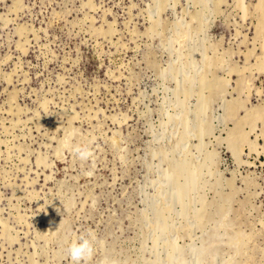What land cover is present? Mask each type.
Listing matches in <instances>:
<instances>
[{"label":"rangeland","instance_id":"1","mask_svg":"<svg viewBox=\"0 0 264 264\" xmlns=\"http://www.w3.org/2000/svg\"><path fill=\"white\" fill-rule=\"evenodd\" d=\"M263 2L0 0V264H264Z\"/></svg>","mask_w":264,"mask_h":264},{"label":"clouds","instance_id":"2","mask_svg":"<svg viewBox=\"0 0 264 264\" xmlns=\"http://www.w3.org/2000/svg\"><path fill=\"white\" fill-rule=\"evenodd\" d=\"M68 147L70 150L81 160H88L92 156L91 150L87 146L71 145ZM96 237L90 230L87 235H80L77 239H74L68 247V255L73 264H87L91 260L94 251Z\"/></svg>","mask_w":264,"mask_h":264},{"label":"bare ground","instance_id":"3","mask_svg":"<svg viewBox=\"0 0 264 264\" xmlns=\"http://www.w3.org/2000/svg\"><path fill=\"white\" fill-rule=\"evenodd\" d=\"M219 1H220V0H219ZM262 1H263V0H262ZM241 3H242V2H241ZM257 3H258V2H257ZM263 3H264V2H263ZM263 3H262V4H263ZM255 4H256V3H255ZM262 4L260 3V5L258 6V8H259V10L261 9V10L263 11L264 8H263V5H262ZM237 6H238V4H237ZM242 8H243V7H242ZM262 8H263V9H262ZM244 10H245V9H244ZM260 13H261V11H260ZM262 13H264V11H263ZM260 17H261V16H260ZM260 19H261V18H260ZM262 19H263V18H262ZM262 19H261V21H262ZM258 20H259V19H258ZM261 21L259 22V24H260V26H259V27H260V30H261V25H263V24H261V23H263V21H262V22H261ZM259 24H258V25H259ZM262 29H263V27H262ZM260 30H259V31H260ZM260 34H261V33H260ZM258 35H259V34H258ZM262 35H263V34H262ZM263 44H264V43H263ZM263 46H264V45H263ZM219 53H220V52H219ZM227 54H228V53H227ZM220 56H221V54H220ZM258 56H259V55H258ZM261 57H262V56H261ZM263 58H264V57H263ZM209 59H210V58H209ZM219 59H220V58H219ZM210 60H211V59H210ZM216 60H218V59H216ZM216 60H214V61H216ZM220 61H221V60H220ZM222 61H223V60H222ZM207 62H209V61H207ZM209 63H210V62H209ZM213 63H214V62H213ZM259 63H260L259 66L263 69V68H264V59H263L262 61H259ZM220 64H222V63H220ZM214 65H215V64H214ZM205 66H208V65H205ZM232 69H233V68H232ZM259 70H260V68H259ZM209 74H210V73H209ZM212 76H214V74H213ZM215 77H217V76H215ZM215 77L213 78L214 80H215ZM217 78H218V77H217ZM217 78H216V79H217ZM219 79H220V77H219ZM219 79H217L216 81L218 82ZM211 80H212V79H211ZM209 81H210V80H209ZM209 81H208V82H209ZM219 81H220V80H219ZM212 82H213V80H212ZM212 82H209V83L206 82V86H207V84H209L211 87H212V85H213L212 90H209L210 92H211V91L213 92L214 86L217 84V82H215L216 84H215V83H212ZM201 83H202V82H201ZM218 83H219V82H218ZM222 83H224V82H222ZM214 84H215V85H214ZM220 84H221V81H220ZM238 84H239V83H238ZM203 85H204V83H203ZM209 85H208L207 87H208L209 89H211V87H210ZM221 85L223 86V84H221ZM221 85H220V86H221ZM239 85H240V84H239ZM217 86L219 87L218 84L216 85V87H217ZM241 86H242V85H241ZM216 87H215V88H216ZM200 88H201V87H200ZM217 89H219V88H217ZM220 89H221V87H220ZM207 91H208V90H207ZM215 92H216V91H215ZM208 93H209V92H208ZM219 93H220V92H219ZM209 95H210V94H209ZM211 95H212V94H211ZM216 95H217V94H216ZM210 97H211V96H210ZM208 98H209V97H208ZM208 98H207V99H208ZM234 101H235V100H234ZM236 101H237V100H236ZM203 102H205V101H203ZM231 102H232V101H231ZM231 102H230V103H231ZM237 102H238V101H237ZM230 103H229V104H230ZM233 103H235V102H233ZM233 103H232V104H233ZM239 103H240V102H239ZM239 103H238V104H239ZM225 105H226V104H225ZM232 106H233V105L230 106V109H231ZM234 106H235V105H234ZM236 106H238V105H236ZM260 106H261V105H260ZM260 106H259V108L254 109L252 112H250V114L248 113L249 115H246V116H248L251 120H252V118H257V119L260 118L261 121H263V123H264V105H262L263 107H262V106L260 107ZM233 108H234V107H233ZM233 108H232V109H233ZM235 108H236V107H235ZM251 108H255V107H251ZM232 109H231V110H232ZM233 110L236 111V109H233ZM248 110H249V109H248ZM247 112H248V111H247ZM233 113H234V112H233ZM231 114H232V113H231ZM72 116H73V115H72ZM229 116H230V115H229ZM229 116H228V117H229ZM248 117H246V119H247ZM69 118H70V117H69ZM72 118H74V117H72ZM239 119H240V118H239ZM241 119H242V118H241ZM250 119H249V120H250ZM244 120H245V118H244ZM253 120H254V119H253ZM253 120H252V121H253ZM240 121H241V120H240ZM238 122H239V121H238ZM244 122H245V121H244ZM236 124H238V123H236ZM239 124H242V123L239 122ZM261 124H262V123H261ZM253 126H254V125H253ZM238 127H239V126H238ZM262 127H263V126H262ZM67 128H68V127H67ZM73 129H74V127H73ZM254 129H255V128H254ZM203 130H205V129H203ZM234 130H235V131H234V132L232 131L233 133H231L232 135L230 134V131L228 132V134H230L229 136H232V137L234 138V139H232V140H234V141H236V140H237V141H238V140H239V141H240V140H241V141H242V140H246V138H247V137H246V134L244 135V133H243L242 131L240 132V131H239L238 129H236V128H235ZM262 132H263V131H262ZM201 133H202V132H201ZM263 133H264V132H263ZM261 135H262V134H261ZM64 136H66V135L64 134ZM247 136H248V135H247ZM68 137H69V136H68ZM232 137H231V138H232ZM263 137H264V136H263ZM227 138H228V137H227ZM229 138H230V137H229ZM229 138H228V139H229ZM228 139H227V140H228ZM59 140H60V138H59ZM59 140H58V141H59ZM67 140H68V139H67ZM61 141H62V140H61ZM234 141H233V142H234ZM237 141H236V142H237ZM63 142H64V141H63ZM65 142H66V141H65ZM236 142H235V144H234V143H233V144L231 143V146H233V145L236 146L237 144H239L238 142H237V144H236ZM242 142H243V141H242ZM242 142H241V143H242ZM247 142H250V140L247 141ZM250 143H251V142H250ZM71 144H72V143H71ZM233 148H234V147H233ZM58 150H59V148H58ZM57 153H58V152H57ZM210 158H211V157H210ZM202 213L205 214L204 212H202ZM201 215H202V214H201ZM203 217H204V216H203ZM202 219H203V218H202ZM224 228H225V227H224ZM219 229H220V228H219ZM230 229H231V228H230ZM222 230H223V229H222ZM217 233H218V232H217ZM225 233H226V232H225ZM215 234H216V233H215ZM233 234H235V233H233ZM241 234H242V233H241ZM235 235H237V234H235ZM212 236L214 237V235H212ZM235 237H237V236H235ZM235 237H234V238H235ZM232 238H233V237H232ZM234 238H233V239H234ZM232 242H233V241H232ZM237 242H238L237 244L239 245V241H238V240H237ZM210 243H211V242H210ZM235 244H236V243H235ZM237 244H236V246L234 247V249H235V248L238 249ZM245 244H246V243H245ZM205 248H206V247H205ZM205 248H203V249L200 248V249H202L201 251H203ZM216 248H217V247H216ZM236 249H235L234 251H236ZM230 250H231V248H230ZM238 250H239V249H238ZM228 251H229V250H228ZM234 251H233V252H234ZM196 252H197V251H196ZM196 252H194V253H196ZM236 252H237V251H236ZM228 253H229V252H228ZM229 254H230V253H229ZM234 254H235V253H234ZM228 256H230V255H228ZM233 257H234V256H233ZM229 258H230V257H229ZM229 258H228V259H229ZM226 262H227V260H226ZM195 263H197L196 260H195ZM198 264H199V263H198ZM238 264H239V263H238Z\"/></svg>","mask_w":264,"mask_h":264}]
</instances>
